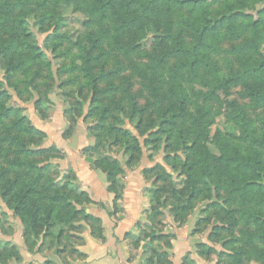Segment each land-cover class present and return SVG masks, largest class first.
Masks as SVG:
<instances>
[{
  "label": "trees",
  "instance_id": "16d2710c",
  "mask_svg": "<svg viewBox=\"0 0 264 264\" xmlns=\"http://www.w3.org/2000/svg\"><path fill=\"white\" fill-rule=\"evenodd\" d=\"M263 1L0 0V199L19 218L23 233L73 244L71 231L87 230L80 222L92 230L100 223L86 210L92 201H82L87 193L75 173L66 174L70 178L63 186L49 174L52 152L61 150L27 145V137L48 139L46 129L33 123L38 120L36 102L47 94L50 103V92L62 96V88L71 85L79 87L70 106L74 116L87 106L85 121L96 122L87 127L94 144L86 151L118 150L116 157L107 154L95 162L114 195L115 210L127 170L146 156L153 164L142 171L155 189L152 204L158 203L149 212L150 232L142 231L148 245L165 239L171 247L175 237L155 235L158 227L163 231L161 198L163 203L179 200L169 212L182 223L202 195L207 200L214 192L224 193L223 202L212 200L205 211L223 224L214 226L213 236L230 233L221 241L220 255L230 264H244L248 256L264 264V8L250 13ZM64 8L83 18V33L76 39L61 31ZM35 28L45 35L42 45ZM147 42H152L151 51ZM137 55L144 61L137 63ZM126 61L140 80V91L134 92L130 78L124 80ZM238 88V98L231 100ZM13 99L32 100L27 116L12 119ZM210 102L225 106L227 122L240 130L238 137L212 133ZM171 146L176 153L163 157V163L151 153ZM45 155L46 162L33 159ZM178 166L186 176L183 189L159 186L176 175ZM211 219H200V224ZM237 228L240 237L233 236ZM137 238L139 245L144 237ZM152 251L148 264L172 263L165 252ZM70 253L81 256L76 249Z\"/></svg>",
  "mask_w": 264,
  "mask_h": 264
},
{
  "label": "rangeland",
  "instance_id": "374dc122",
  "mask_svg": "<svg viewBox=\"0 0 264 264\" xmlns=\"http://www.w3.org/2000/svg\"><path fill=\"white\" fill-rule=\"evenodd\" d=\"M254 5L255 6L252 8V10H250V13L252 15H256L258 11L264 8V1L262 3H257ZM61 13H62V18L64 22L63 27H61V31L62 32L68 31L69 34L72 35V38L76 39L77 36L80 35V33H83V18L79 14L75 13L72 8H64L61 11ZM45 29H48V27H46ZM49 31H50V28H49ZM34 32L38 39L39 45H42L45 39V35L40 34L38 30H36V28L34 29ZM151 43L152 42H147L146 44V47L148 48L147 51H151L153 49ZM262 52L264 54V46H263ZM138 56L139 55L135 56L134 60L137 63L143 62L144 60L140 59ZM58 63L60 64L61 60H58ZM125 67L126 68L123 73L124 80H127V78H130V80H132L135 85L134 92L140 91L141 89L140 80L133 75V71L130 68V64L128 61L125 62ZM222 75L223 77L229 76L227 67H223ZM0 76H1V71H0ZM64 79H67V78H64ZM195 89H200V87L195 86ZM78 90H79L78 86H71V85L64 86L61 90L63 93L62 96L58 95L59 93L58 90L52 91L48 94L50 103L46 102L47 94L46 95L44 94L43 96H41V100L39 101L40 103L36 102L35 110H34V114L37 116L38 120L33 121V123L34 125H37L36 127H41V124L46 125L47 123L52 122L54 119V114H55L54 111L57 108V103L60 102L62 103L64 107L63 115L67 122L66 128L62 131V135L64 136V139L68 141L72 140L74 136L76 135L77 126L82 123L83 126L85 127V131H86L88 138L90 139V141H92V144H91L92 146L94 144V139H93V136L90 134V131L87 129V127L94 125L96 123L95 119L88 120V122L85 121V117L87 114V106L85 107L82 115L79 117L78 115L74 116L71 110V107H70L72 103L75 104ZM44 93H46L45 90H44ZM239 93H240L239 88L233 89L232 96L230 99L231 100L237 99ZM87 95H88V92L84 91L83 96L86 97ZM29 97L26 96L27 99H29ZM26 101L27 100L19 102L18 100H15V99L11 101V103H13V107L15 108V113L12 116L13 117L12 119H19L21 116L28 115L27 107H31L33 103H32V100H28V102ZM141 103L143 104L142 101ZM210 105H213L214 112H215V121L211 128L212 133H215L216 131L219 130L224 134L238 137L240 135V130L238 129V127L227 122L225 106H220L218 103H214V102H210ZM253 115L257 116L256 113ZM74 117H77V118H74ZM190 144L191 143H189V145ZM27 145L31 148H37V149H44L48 147L47 139H43L42 137H40V135L33 136V137H27ZM89 146L90 145L81 147L80 153L82 156L93 160L94 165L98 157L99 158H102L104 156L106 157L107 154L113 155L114 157H116L118 153V150L116 148L109 149V147H106V149L103 150L104 152H101V153L99 152L98 154H91V152L86 151V148H88ZM210 148L214 154L218 155V151L214 147L211 146ZM175 150H176V146H171V147H166L165 149H161V148L159 150L153 149L151 150V153H154L155 158H158L161 161L162 158L166 157L167 155H170V158H172V156L176 153ZM52 153L54 156L53 157L51 156L52 158L51 157L50 158H51V162L53 163V167L51 171L49 172V174L54 179H56V181L58 182L60 186H63L70 177L67 176L66 174H62V173L60 174L61 171H60V168L58 167L57 162L59 159H64L66 157V153L62 150L60 153H56V152H52ZM177 153L179 155H182L183 158L185 157L182 150L178 151ZM33 159H35L37 162H46V155L33 157ZM169 161L172 164V161L171 160ZM165 166L167 167L168 164H166ZM176 169H177V171H175L176 175H174V177L171 180H169L167 183L160 182L158 185L159 186L163 185L167 188L174 186L176 189H179V190L183 189L185 181H186V176L184 172L182 171V169L179 168V166ZM163 174H164V171L160 173L158 172V175H163ZM80 188L82 190L81 186ZM152 189L153 188L150 187V189L148 188L144 192L150 201H151L152 194L153 195L155 194L154 192L155 189L153 191ZM83 191L86 192L85 190ZM212 195L213 196H209L207 200H206V197L205 198L202 197V196H205V194L202 195L198 200L194 201V212L186 214L185 219L182 223L175 222L177 227H183L189 222L190 218H192L193 222H192L191 236L201 241V243L197 244L195 247L197 249L196 253L198 256L194 257V254H195L194 251L193 253L191 252L187 253L183 257V260H182L183 264H230L229 261L227 260V257L220 255L221 254L220 252H222L221 241L229 237L230 233L223 232L220 234V236H213L212 232H214L213 231L214 226L221 225L222 223L219 222V217H214V215L210 216L211 214L209 212L205 213V211L210 208L208 207V205H210L213 201L223 202L222 199L225 197V194L220 193L217 196V193L214 192ZM81 199L83 202L92 201V203H94L92 196L88 193L86 194V196H84ZM164 199L165 198H161V205L159 207V209L164 211V213L160 216L161 220L160 222H158V223H161V225L163 226V229L165 228V223H167L165 222V219L170 217L173 220V217H174V215L171 212H169V210L172 208L173 204L179 203V200H176V198L171 201H167L166 203H163ZM120 201H122V199ZM152 205H156L158 207L157 202H154ZM87 206L88 205H86L85 207ZM213 212L215 211H211V213ZM209 217H212L211 221H209L208 223L200 224V221H201L200 219L204 221ZM149 219L150 217L148 214V220ZM79 225H83L84 227H87V229L89 228L84 222H80ZM144 225L145 224L138 223L136 230H135L136 234L128 233L124 239L127 241L128 246L130 247L131 251L134 252L130 256L131 259H135L136 258L135 256L139 251L142 257H144L143 264H148L147 259L151 257L150 255L154 254L152 250L157 249L161 253L165 252L168 255L170 261L172 262L171 264H173V258H172V255L170 254L172 253V249H171L172 243H171V247H169L167 244H165V241H166L165 239H160L148 245L149 237L145 238V233L142 232L144 229H146ZM146 225H150V220H149V223ZM239 230L240 228H237L233 232V236L240 237ZM89 231L92 233V235H96L99 238L100 236H102L103 240H105V237L103 236L104 229H102L100 223L94 224L93 230L92 228H89ZM146 232L148 233L150 232V230H147ZM85 233H86V230L82 231L80 229L71 231V236L73 238V244H69V243L66 244L63 239L60 240V242H58L56 241L57 240L56 237L48 238L45 240L44 237L41 235H39L38 237L32 234L25 235V232L23 233V226L19 218L15 215L14 211L10 209L9 206L0 199V264H35L36 262L33 257H39V255L41 256L45 255V257L49 261L53 262V264H72L76 262L77 260H82L85 258L83 253H80L82 257L78 253H74V254L70 253L71 250H75V249L79 251V249L86 243V239L84 238ZM140 235L144 237V239H142L139 245H137L136 240L138 239L137 237H139ZM155 235L156 236H160V235L166 236L167 234L164 232V230L162 231L158 227L156 229ZM173 239L174 237L171 238V242ZM80 242H84V244H80ZM205 246L212 248V250L206 249ZM244 264H260V263L259 261L255 260L253 256H248L247 258H245Z\"/></svg>",
  "mask_w": 264,
  "mask_h": 264
},
{
  "label": "crops",
  "instance_id": "0c3cea01",
  "mask_svg": "<svg viewBox=\"0 0 264 264\" xmlns=\"http://www.w3.org/2000/svg\"><path fill=\"white\" fill-rule=\"evenodd\" d=\"M63 111L62 103L58 102L53 121L46 125L41 124V127H44L48 133V146H56L66 153V157L57 162L61 173H75L82 190L92 196L94 203L88 205L86 210L95 218H100L105 237V240L102 241L93 236L89 227L84 235L86 243L79 249L85 258L72 264H143L144 257L139 251L136 258L131 259L130 256L134 252L131 251L124 239L128 233L136 234L138 223L145 224V227L149 223L148 214L152 207V201L144 192L146 189H150L151 183L145 180L142 171L153 166L152 162L146 156L142 158L138 166L127 170L121 179L124 185L123 198L118 202V208L115 210L114 195L108 191L106 176L96 168L93 160L80 153L81 147L92 144L83 124L77 126L76 135L72 140L64 139L62 131L66 128L67 122ZM157 160L159 161L158 158ZM165 222L167 223H165L164 232L167 235L175 236L171 242L172 253H170L173 264H183V257L189 252L193 253L194 251V257L198 256L195 247L201 241L191 236L193 219L190 218L183 227H177L170 217L166 218ZM33 258L35 264H43L47 259L45 255Z\"/></svg>",
  "mask_w": 264,
  "mask_h": 264
}]
</instances>
